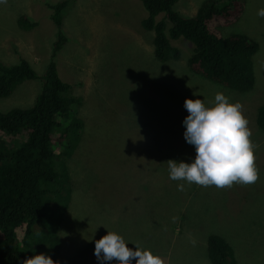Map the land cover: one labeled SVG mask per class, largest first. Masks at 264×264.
Returning <instances> with one entry per match:
<instances>
[{"label":"rangeland","instance_id":"1","mask_svg":"<svg viewBox=\"0 0 264 264\" xmlns=\"http://www.w3.org/2000/svg\"><path fill=\"white\" fill-rule=\"evenodd\" d=\"M56 1L0 3L4 64L22 57L37 75L42 72L57 32L47 4ZM202 1L177 0L173 8L191 16ZM238 1L244 11L222 33H244L258 43L255 83L244 93L192 73L186 65L191 45L184 39L171 41L182 51L179 59L156 60L152 32L140 26L145 12L138 0H69L59 28L66 40L53 58L59 78L81 97L75 111L84 128L66 160L71 197L58 230L59 260L111 231L127 247L135 250L131 242L138 243L164 264H208L205 238L215 233L231 245L238 264H264V132L255 124L257 107L264 102V18L257 15L264 0ZM21 15L36 25L19 28ZM39 89L37 79L24 81L0 97V111L27 107ZM217 92L242 105L259 179L230 188L171 180L167 160L195 157L183 135L185 98L210 106Z\"/></svg>","mask_w":264,"mask_h":264},{"label":"trees","instance_id":"2","mask_svg":"<svg viewBox=\"0 0 264 264\" xmlns=\"http://www.w3.org/2000/svg\"><path fill=\"white\" fill-rule=\"evenodd\" d=\"M138 1L145 12L140 26L152 32L156 60L179 59L182 51L171 41L184 39L191 45L186 65L192 73L240 93L253 88L258 43L244 33H222L241 17L243 1L203 0L191 16L173 8L177 0ZM68 3L47 4L57 32L39 75L22 57L14 64L0 60V97L28 80L37 79L40 88L27 107L0 111V264H22L38 253L59 264H101L94 255L96 240L82 244L68 260L58 259V230L71 197L66 160L84 128L75 111L81 97L59 78L53 58L66 40L59 28ZM17 25L29 30L36 23L21 15ZM255 124L264 132V102L257 107ZM205 255L208 264H238L231 245L215 233L205 238Z\"/></svg>","mask_w":264,"mask_h":264},{"label":"clouds","instance_id":"3","mask_svg":"<svg viewBox=\"0 0 264 264\" xmlns=\"http://www.w3.org/2000/svg\"><path fill=\"white\" fill-rule=\"evenodd\" d=\"M6 0H0L4 3ZM257 15L264 18V8ZM184 108L188 115L183 119L185 141L194 146L195 157L191 162L167 160L169 178L188 184L217 188H230L234 183L250 185L259 179L255 164L254 145L250 137L248 120L239 102H230L222 92L206 106L202 99L185 98ZM183 191L184 185L179 184ZM131 242V241H130ZM135 250L126 246L125 239L111 231L95 241L94 255L104 264H164L162 258L138 243ZM22 264H59L50 256L38 253L26 258Z\"/></svg>","mask_w":264,"mask_h":264}]
</instances>
